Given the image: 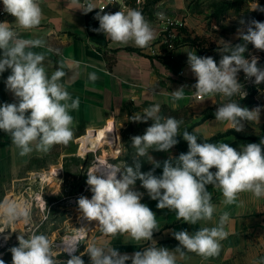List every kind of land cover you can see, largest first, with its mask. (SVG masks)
I'll use <instances>...</instances> for the list:
<instances>
[{"label":"clouds","instance_id":"9594fccd","mask_svg":"<svg viewBox=\"0 0 264 264\" xmlns=\"http://www.w3.org/2000/svg\"><path fill=\"white\" fill-rule=\"evenodd\" d=\"M2 3L4 12L15 17L18 28L31 30L40 25L43 12L37 0H2ZM95 8L89 3L82 10L88 13ZM252 10L264 11V8L254 3ZM156 15L159 19L165 18L162 12ZM94 18L99 21V28L93 31L103 33L116 44L132 42L144 48L155 38L150 23L137 9L114 14L97 13ZM240 24H247L246 31L237 30V38L244 43L232 45L221 40L225 46L219 64L211 56L201 57L195 51H187L188 64L197 78L193 86L197 96L203 98L221 94L230 98L239 95L244 99L247 92L238 79L241 71L245 79L254 77L257 85L264 82V68L258 66L259 58L254 55L250 59L245 58L249 43L264 51V22L241 19ZM43 47V39L21 38L8 22H0V74L11 70L5 84L17 101L0 105V130L10 136L21 157L30 155L34 150L47 153L54 145H67L74 136V118L69 113L70 110H78L79 97L72 99L61 83L66 75L63 62L49 77L44 65L45 54L32 51ZM97 79L95 72L89 73V81L94 83ZM171 97L173 107H178L176 101L184 98V87L171 92ZM159 113L160 105L155 104L144 108L142 114L135 113L129 117L132 122L153 121L143 135L131 137L135 156L146 158L153 165L150 171L142 172L141 163L137 160L134 166L125 164L123 167L98 162L87 172L86 183L92 197H80L79 210L84 219L98 221L97 228L104 236L119 234L137 242L152 241L154 231H159L156 213L141 203L143 193L134 190L138 180L148 196L157 201V209L173 211L177 220L190 225L213 218L215 206L212 193L207 190L208 185L222 192L225 205L236 203L242 192L264 196V139L259 144L241 145L237 151L224 142L198 143L195 134L184 131L182 137L188 143V152L175 158L169 156L162 162V175H154L161 162L156 161L149 151H169L178 143L179 126L183 123L174 117H162ZM260 113L259 106L249 110L236 102H229L216 110L215 120L227 121L230 128L242 132V121L259 123ZM121 168L124 171L118 179L117 173L121 172ZM213 168L215 172L211 171ZM0 219L7 225L21 220L26 223L30 220V206L24 200L6 198L0 201ZM228 220L229 213L224 212L215 227H202L194 233L173 231L172 235L179 242L173 250L151 245L131 256L95 243L87 244L84 252L75 255L77 245L88 234V229L84 227L76 229L73 235L65 236L62 246H54L44 234L32 233L28 238L18 235V246L10 249L12 264H85L84 255L89 256L91 264H126L129 260L131 264H177L178 257L184 259L186 252L207 259L219 255L220 241L228 235L224 230ZM4 230L0 228V233ZM8 238L5 237V240ZM62 253H67L70 258L66 261L56 259ZM0 264H4L2 259Z\"/></svg>","mask_w":264,"mask_h":264},{"label":"crops","instance_id":"0c3cea01","mask_svg":"<svg viewBox=\"0 0 264 264\" xmlns=\"http://www.w3.org/2000/svg\"><path fill=\"white\" fill-rule=\"evenodd\" d=\"M190 1L163 0L157 4L148 2L142 8L143 16L155 33L153 41L144 48H139L132 42L127 45L116 44L107 39L103 33L93 31L99 28V21L94 18L97 13L103 15L105 13L114 14L117 11L127 12L128 9L133 8L131 0L125 1V7L114 4L106 11L98 9L99 0H37L43 17L40 25L31 30L18 28L15 24V17L7 13L4 22H8L21 38H39L45 41V47L34 48L32 51L45 54L44 65L49 77L62 62L64 63L63 70L66 75L61 83L64 84L72 99L79 97L80 104L78 110H70L69 113L74 118L73 139L67 145H54L47 153L34 150L30 155L21 157L19 149L11 143L10 136L0 130V201L5 199L7 193L18 191L20 183L25 180L27 174L36 171L38 167H54L56 159L59 161L72 155L71 144L87 132L89 135L96 131L95 135L100 134L96 137L91 136V140L97 143L102 133L108 134L105 129L111 131L116 138L113 144L116 145V133L117 131L123 133L129 128L131 123L129 117L135 113L142 114L144 108L155 104L160 105L159 114L162 117H165V113L174 116L183 110H189L193 118L190 122L191 134L197 136L198 143L224 142L237 151L240 150L241 145L259 144L258 141H237L233 134L228 133L232 128L228 126L227 121L215 120L216 110L225 103L236 102L238 95L230 98L221 94L204 96L198 100L191 98L196 92L193 86L197 78L188 64L187 51H195L198 55L199 47L196 44L179 45L167 57L160 49L159 40L166 21H177L185 17L188 14ZM227 1L230 0L224 2ZM89 3L96 8L85 13L82 9L86 8ZM213 4L214 2L211 3ZM3 7L2 0H0V9ZM158 12L164 13L163 20L156 15ZM229 43L241 44L238 39ZM213 46L215 45H204L205 48ZM260 61L261 59L258 60V66L262 65ZM92 72L98 76L94 83L88 80V75ZM10 74V69L0 74V105L17 102L14 95L6 88L5 81ZM238 79L243 85L245 84V81L240 80L239 73ZM182 86L184 87V98L176 101L178 107L174 108L171 92ZM260 90L257 94L261 100L260 121L259 123L250 121L256 131H259L260 126L264 124V88ZM209 114L213 116H208ZM90 130L96 131L92 133ZM87 140L81 143V147L85 142L90 144L91 141ZM210 140L213 141L210 142ZM114 152L116 153L117 149ZM187 152L188 143L184 139L167 152L150 150L149 154L156 161L161 162V167L155 169L154 175H162V162L169 156L175 158ZM135 154L136 150L122 162H110L123 167L125 164L134 166L139 160L142 172H148L153 168L146 158L137 157ZM109 160V157L105 158L107 163ZM62 161L65 164V161ZM50 169L52 168H48L45 172L46 176L52 172ZM123 171L124 169L121 168V172L117 173L118 179L121 178ZM211 171L215 172L216 169L213 168ZM36 173L38 177L39 173ZM86 185L88 184L83 185V189ZM134 190L143 193L141 203L146 204L156 213L159 231H154L153 240L137 242L127 235L104 236L97 228L87 244L106 245L117 249L121 254L130 256L151 245L173 250L179 245L172 235L173 231L187 230L189 233H194L202 227H215L219 223L220 216L228 212L229 220L224 229L228 235L220 241L219 255L205 259L196 253L186 252L184 259L178 257L177 264H259L258 257L264 254V196L256 197L251 192H242L238 195L236 203L225 205L222 192L208 185L207 190L212 193V203L215 206L213 218L210 221H199L196 225H190L183 220H177L173 211L157 209V201L148 196L139 180ZM76 195H71L74 203L75 198L80 196V194ZM71 199L52 200L48 202L49 207L62 205L65 210H73L74 203ZM11 258L4 257L2 260L4 264H12ZM126 264H131V261H127Z\"/></svg>","mask_w":264,"mask_h":264},{"label":"rangeland","instance_id":"374dc122","mask_svg":"<svg viewBox=\"0 0 264 264\" xmlns=\"http://www.w3.org/2000/svg\"><path fill=\"white\" fill-rule=\"evenodd\" d=\"M225 0H191L188 5L187 15L177 20V31L180 37H189L203 45H224L221 40L229 43L237 38V30L243 29L246 31L247 24L241 25L240 20L244 19L246 22L256 20L264 22V11L252 10L254 3H258L261 8H264V0H245L238 9L228 8L224 9L220 5ZM211 5V3H213ZM213 25L216 27L214 28ZM239 43L244 42L240 39ZM217 45H216V44ZM257 56L259 59L264 61V51L257 50L252 44L247 45V51L245 58L250 59L251 56ZM259 67L264 68V62ZM240 78H243L245 85L247 82H251L248 86V90L256 91V96L259 90L264 88V82L259 85L251 79H245L244 73L240 72ZM243 82V81H242ZM165 117H174L177 120H182L183 123L179 126L177 137L178 142L183 139L182 135L184 131L191 133V120L192 113L189 110H183L179 114L174 116L165 113ZM152 120L144 122H132L129 124V128L123 133L117 131V144L114 145V140L109 144L108 140L104 138L102 142H98V146H93L89 142H85L84 146L81 147V141L91 139L93 135L83 134L75 142L71 144L73 154L57 161L54 167H38L36 171H32L27 174L25 180L20 184V189L16 192H10L5 195V199L24 200L30 206V220L28 222L18 221L12 225H7L3 219H0V228H5L3 234L9 237L6 240L4 249L6 250L4 257H12L10 249L14 246H18L17 236L22 235L28 238L32 233L44 234L53 245H60L63 238L68 235H73L76 229L82 226L88 229V234L85 240H82L77 245V251L75 255H79L84 252L87 241L96 231L97 226L90 229L89 227L96 225L98 221L88 222L83 218V214L79 210L78 199L80 197H87L91 199L92 192L90 187L83 189V185L87 181V171L97 164L99 161L109 157L108 161L122 162L125 158L129 157L130 154L135 152V148L132 146L131 137L136 135H143L146 128L151 126ZM106 133L112 135L111 131ZM109 135V136H110ZM83 137V138H82ZM94 137V136H93ZM88 141V140H87ZM92 146V148H90ZM116 146V147H115ZM117 149V152L114 151ZM264 150V149H262ZM62 164L64 166H62ZM55 171L54 176L45 175V172ZM39 173L37 177V173ZM58 172V174H56ZM42 174V175H41ZM34 192H38L41 200L46 206H49L50 201L64 199L65 201L72 198L71 195L80 194L78 198H75L73 210H65L64 206L55 205L49 207L48 210L43 212L36 206L34 200H29L28 195H32ZM70 196V197H69ZM45 217V218H44ZM83 221V222H82ZM85 222V224H84ZM90 223V224H89ZM11 228V229H10ZM14 230V231H12ZM61 246V245H60ZM59 250V248H57ZM2 258V259H3ZM70 258L67 253H62L56 259L66 261ZM12 259V258H11ZM82 259L87 262L89 256L84 255ZM259 264H264V254L258 257Z\"/></svg>","mask_w":264,"mask_h":264},{"label":"trees","instance_id":"16d2710c","mask_svg":"<svg viewBox=\"0 0 264 264\" xmlns=\"http://www.w3.org/2000/svg\"><path fill=\"white\" fill-rule=\"evenodd\" d=\"M245 0H230L227 2H223L220 3V5L222 6V8L224 9H228V8H233V9H238V7L244 2ZM150 4H154L156 1L155 0H149L147 1V3ZM146 3V4H147ZM185 43H193L196 44L199 49H198V56L201 57H208L211 56L216 62L217 64H219L220 59L222 58V49L224 48V46H219V47H215L213 46L212 48H205L203 44H200L199 42L190 39L189 37H180L177 36L176 39L173 40V45L174 48H176L179 45L185 44ZM237 43H232V45H236ZM165 48V46L163 44H160V49L163 50ZM171 51L165 53V57H167L169 55ZM260 62H264V61H260ZM242 71H241V75H242ZM240 74V73H239ZM241 81H244L243 78H240ZM244 86V90L247 88V85H243ZM261 91V90H259ZM256 91L254 90H249L247 93V96L244 99H241V97L239 96L238 100L236 101V103L240 104L241 107H246L249 110L259 106L261 104V100L259 95H255ZM208 116H213V114H209ZM242 123L244 124V131L242 132H236L234 129H231L228 131L229 134H233L236 138L237 141H241V142H245V141H258L260 143L261 139H264V124H262L260 126L259 131H256L252 125V123L250 121H242ZM219 137V136H217ZM215 137V138H217ZM215 140V139H213ZM213 140H210V142H212ZM262 149H264V146H262ZM85 262V261H84ZM85 264H91V261L89 259V261L85 262Z\"/></svg>","mask_w":264,"mask_h":264},{"label":"built area","instance_id":"2783aa9c","mask_svg":"<svg viewBox=\"0 0 264 264\" xmlns=\"http://www.w3.org/2000/svg\"><path fill=\"white\" fill-rule=\"evenodd\" d=\"M100 4L98 9L100 11H106L108 10V7L114 4H118L121 5L122 7H125V1L126 0H99ZM133 3V8L131 9H137V10H142V8L146 5L147 1L149 0H131ZM156 4L163 1V0H155ZM103 9V10H101ZM7 16V13L4 12L3 9H0V22H4L5 18ZM177 22L176 21H166L165 26L163 28V30L161 31V37L159 40V44H163L165 46V48L162 50L163 55H165V53L172 51L174 49V45H173V40L177 38V36H179V33L177 31ZM255 78L253 79L252 82H254ZM251 84V82H247V86H249ZM248 89L246 88L245 91L248 93L247 91ZM192 99L198 100L201 97L196 95V92L192 94L191 96ZM92 131V133H94L95 130H90ZM86 134L89 135V132H87ZM113 134V133H112ZM114 137V134L112 135ZM80 139V138H79ZM109 142V141H108ZM115 143V141H114ZM109 144H111L109 142ZM105 161V160H104ZM105 163H107L105 161ZM111 164V163H110ZM96 165V164H95ZM90 170V168L88 169V171ZM87 171V172H88ZM52 174V176H54L55 171L49 172ZM58 174V172L56 173ZM50 175V174H49ZM88 185L85 186V189L87 188ZM39 197V198H38ZM75 197V196H74ZM29 200H34L36 206L43 212V210H48L49 206H46L45 203L41 200L38 192H34L32 195H28ZM40 199V200H38ZM74 203V199H71ZM45 218V217H44ZM5 235L3 233H0V259L3 258V256L5 255L6 250L4 249V246L6 245V240H5Z\"/></svg>","mask_w":264,"mask_h":264},{"label":"bare ground","instance_id":"6f19581e","mask_svg":"<svg viewBox=\"0 0 264 264\" xmlns=\"http://www.w3.org/2000/svg\"><path fill=\"white\" fill-rule=\"evenodd\" d=\"M102 129H104V128H102ZM97 135H100L99 133L97 134ZM97 135H95V137L97 136ZM105 135H107L106 137H105ZM104 135V133H102V135L100 136V139H99V141L98 142H102V140H104V138L105 139H107L109 142H111L112 140H114V138H115V136L113 137L112 135H110V134H105ZM110 135V136H109ZM116 139V138H115ZM83 141L84 140H82L81 141V143H83ZM88 141H91L90 143H91V145H93V146H98L97 144H98V142L97 143H94V141H92L91 139H88ZM90 148H92V146H90ZM99 162H103V163H105V161L104 160H102V161H99ZM38 200H40V199H38ZM83 222V221H82ZM88 222H90V221H88ZM92 222H95V221H92ZM84 224H85V222H84ZM90 224V223H89ZM83 227V226H82ZM61 246H62V242H61V244H60ZM59 245V246H60Z\"/></svg>","mask_w":264,"mask_h":264},{"label":"water","instance_id":"95a60500","mask_svg":"<svg viewBox=\"0 0 264 264\" xmlns=\"http://www.w3.org/2000/svg\"><path fill=\"white\" fill-rule=\"evenodd\" d=\"M96 226L98 227V223L96 225H93V226L89 227V228L92 229V228H94Z\"/></svg>","mask_w":264,"mask_h":264}]
</instances>
